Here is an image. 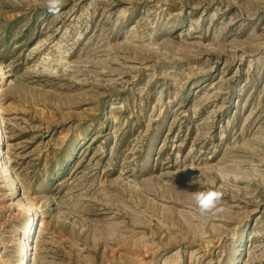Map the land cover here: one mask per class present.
Masks as SVG:
<instances>
[{
	"label": "rangeland",
	"instance_id": "obj_1",
	"mask_svg": "<svg viewBox=\"0 0 264 264\" xmlns=\"http://www.w3.org/2000/svg\"><path fill=\"white\" fill-rule=\"evenodd\" d=\"M0 74V264H264V0H0Z\"/></svg>",
	"mask_w": 264,
	"mask_h": 264
},
{
	"label": "clouds",
	"instance_id": "obj_2",
	"mask_svg": "<svg viewBox=\"0 0 264 264\" xmlns=\"http://www.w3.org/2000/svg\"><path fill=\"white\" fill-rule=\"evenodd\" d=\"M45 7L50 14L57 15L63 7V0H45ZM193 195L195 206L200 214H215L218 211H222V209L218 207L222 199V192L209 189L196 192Z\"/></svg>",
	"mask_w": 264,
	"mask_h": 264
},
{
	"label": "bare ground",
	"instance_id": "obj_3",
	"mask_svg": "<svg viewBox=\"0 0 264 264\" xmlns=\"http://www.w3.org/2000/svg\"><path fill=\"white\" fill-rule=\"evenodd\" d=\"M0 76H1V74H0ZM0 139H1V133H0ZM0 144H1V142H0ZM0 169H2L4 172L2 174V176H4V178H6V180L8 181V185L5 186V188L8 190L7 194L11 196L12 193L15 191V189H14L15 183H14L12 171L10 170V168H8L6 166L5 161L3 159V152H2L1 146H0ZM30 207H31V205L27 204L25 209H29ZM31 217H30V221L28 222L29 227L27 228V231L22 232V234L20 235V239L18 238L24 244L26 242V235L28 237L29 234L31 233V227L33 225V220H31ZM27 239H29V238H27ZM20 249L22 251V253L20 255V261H21L20 264H27V262L29 261V259H28L29 256H27V255L29 254L30 250L28 247L26 248L23 246H21Z\"/></svg>",
	"mask_w": 264,
	"mask_h": 264
}]
</instances>
